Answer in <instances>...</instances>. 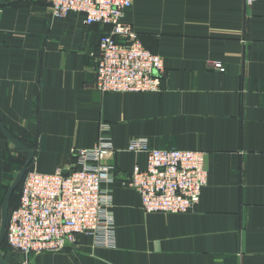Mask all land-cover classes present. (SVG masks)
<instances>
[{
    "label": "crops",
    "instance_id": "0c3cea01",
    "mask_svg": "<svg viewBox=\"0 0 264 264\" xmlns=\"http://www.w3.org/2000/svg\"><path fill=\"white\" fill-rule=\"evenodd\" d=\"M83 20L55 15L48 0L0 6V121L34 151L29 169L69 172L103 123L115 145L103 190L117 246L82 234L65 250L33 254L32 264H264V0H133L125 22L165 61L159 92L100 91L96 59L111 27ZM135 137L206 152L209 180L196 208L143 210L130 185L134 166L147 165L146 153L128 149ZM27 159L0 131V232ZM2 246L0 257L17 264Z\"/></svg>",
    "mask_w": 264,
    "mask_h": 264
},
{
    "label": "built area",
    "instance_id": "2783aa9c",
    "mask_svg": "<svg viewBox=\"0 0 264 264\" xmlns=\"http://www.w3.org/2000/svg\"><path fill=\"white\" fill-rule=\"evenodd\" d=\"M48 1L55 15L74 12L84 16L86 25L111 27L100 39L96 59V87L100 91H161L164 58L147 49L133 26L125 22L133 0ZM216 67L224 70L221 63ZM128 149L147 156L146 167L136 164L130 180L145 212L185 213L196 208L209 180L205 151L155 148L144 137L132 138ZM114 152L109 125L103 123L95 145L77 153L69 172L28 170L20 202L8 219L9 246L26 260L32 254L65 250L82 234L90 236L94 246L115 248L113 198L103 190V184L114 177V166L104 160Z\"/></svg>",
    "mask_w": 264,
    "mask_h": 264
},
{
    "label": "water",
    "instance_id": "95a60500",
    "mask_svg": "<svg viewBox=\"0 0 264 264\" xmlns=\"http://www.w3.org/2000/svg\"><path fill=\"white\" fill-rule=\"evenodd\" d=\"M7 2V0H0V6L5 5ZM0 131L4 134L5 137H7L9 140L12 141V143L15 145V147L17 149H22L23 151H25L28 154V159L25 162V164L21 167L19 173L17 174L14 183L12 184L6 199H5V203L3 206V210H2V224H1V232H0V247L2 246L3 242L6 239V232H7V221H8V216H9V200L10 197L13 193V191L21 184V182L23 181L30 165L31 162L33 160L34 157V151L30 148H28L25 144H23L20 140H18L17 138L13 137V135L5 128V126L1 123L0 121ZM0 264H10L6 261H4L1 257H0Z\"/></svg>",
    "mask_w": 264,
    "mask_h": 264
},
{
    "label": "rangeland",
    "instance_id": "374dc122",
    "mask_svg": "<svg viewBox=\"0 0 264 264\" xmlns=\"http://www.w3.org/2000/svg\"><path fill=\"white\" fill-rule=\"evenodd\" d=\"M36 171V170H35ZM19 193H20V187H19V189L15 192V195H14V197H13V199H12V205H14V204H16V202L18 201V197H19ZM5 244H6V241L4 242V244H3V246H2V249H3V251L5 252V255L6 256H11L12 254H13V259H12V262H14V258H15V256H16V263L17 264H32V255H30L29 257H28V260H26V258L22 255H18V254H15L12 250H11V248L7 245V246H5Z\"/></svg>",
    "mask_w": 264,
    "mask_h": 264
},
{
    "label": "trees",
    "instance_id": "16d2710c",
    "mask_svg": "<svg viewBox=\"0 0 264 264\" xmlns=\"http://www.w3.org/2000/svg\"><path fill=\"white\" fill-rule=\"evenodd\" d=\"M30 170V169H29Z\"/></svg>",
    "mask_w": 264,
    "mask_h": 264
}]
</instances>
